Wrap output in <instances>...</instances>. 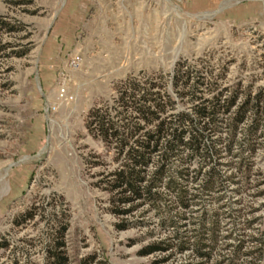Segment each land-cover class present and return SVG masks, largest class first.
I'll return each mask as SVG.
<instances>
[{"label": "rangeland", "instance_id": "374dc122", "mask_svg": "<svg viewBox=\"0 0 264 264\" xmlns=\"http://www.w3.org/2000/svg\"><path fill=\"white\" fill-rule=\"evenodd\" d=\"M179 61L220 89L264 88V0H0V264H46L55 241L71 264L89 255L96 264L163 258L138 255L173 236L154 212L139 211L116 229L121 219L100 184L116 165L86 120L114 104L119 82L171 75ZM260 140L248 183L228 180L236 159L224 157L223 190L178 223L184 236L202 214L216 218L206 264H264Z\"/></svg>", "mask_w": 264, "mask_h": 264}, {"label": "trees", "instance_id": "16d2710c", "mask_svg": "<svg viewBox=\"0 0 264 264\" xmlns=\"http://www.w3.org/2000/svg\"><path fill=\"white\" fill-rule=\"evenodd\" d=\"M201 72L179 61L171 75L128 78L117 84L114 104L92 110L86 120L88 133L112 151L116 165L100 181L110 195L111 212L121 219L116 229L126 230L128 218L145 209L154 212L161 228L174 231L172 237L140 249V257L163 255L152 264H165L186 252L191 260L182 264H194V259L206 264L210 243L216 241V218L202 214L184 236L178 223L187 220L192 207L206 206L204 197L223 190L224 157L236 159L227 163L235 168L228 180L239 177L245 185L250 161L262 148L264 88L255 93L240 85L220 89ZM239 134L243 142L237 145ZM6 246L3 242L0 249ZM63 248V242L55 241L47 249L46 264H71ZM94 263V255L78 262Z\"/></svg>", "mask_w": 264, "mask_h": 264}, {"label": "built area", "instance_id": "2783aa9c", "mask_svg": "<svg viewBox=\"0 0 264 264\" xmlns=\"http://www.w3.org/2000/svg\"><path fill=\"white\" fill-rule=\"evenodd\" d=\"M76 63H77V59L72 61V65H76ZM61 93L62 94L64 93V88H61Z\"/></svg>", "mask_w": 264, "mask_h": 264}]
</instances>
